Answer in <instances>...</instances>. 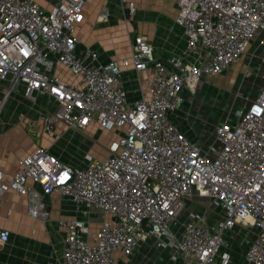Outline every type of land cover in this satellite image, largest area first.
Instances as JSON below:
<instances>
[{"label":"built area","instance_id":"obj_1","mask_svg":"<svg viewBox=\"0 0 264 264\" xmlns=\"http://www.w3.org/2000/svg\"><path fill=\"white\" fill-rule=\"evenodd\" d=\"M120 1L131 18L135 0ZM86 2L60 0L47 10L34 0H0V79L9 82L3 100L19 89L28 99L46 94L57 107L45 114V131L61 121L79 131L95 123L118 136L106 158L87 153L85 166L36 148L9 181L0 171V206L13 190L27 196L28 213L44 222L50 213L43 195L53 192L69 196L77 208L100 210L92 239L87 220L58 221L67 226L62 257L49 264H120L118 255L130 256L151 236L174 248L175 264H231L228 247L239 224L255 229L246 263L264 264V86L235 111L234 123L216 126L209 147L190 140L173 118L185 89L234 66L264 30V0H178L175 22L186 37L182 54L157 56L148 38L135 34L130 58L105 63L74 34ZM54 59L77 82L55 75ZM131 63L146 72L147 84L133 102L121 80L122 68ZM205 198L221 205L222 215L207 220L191 214L178 236L173 226L186 202ZM8 239L0 228V241Z\"/></svg>","mask_w":264,"mask_h":264},{"label":"crops","instance_id":"obj_2","mask_svg":"<svg viewBox=\"0 0 264 264\" xmlns=\"http://www.w3.org/2000/svg\"><path fill=\"white\" fill-rule=\"evenodd\" d=\"M34 1L49 10L60 0ZM135 2L137 12L129 18L127 8L120 0H87L84 7V19L74 34L79 38L80 45L88 46L99 53L98 62L105 63L110 59L130 58V41L135 34L146 36L155 47L157 56L168 57L172 54L183 53L186 37L183 28L175 22L178 0L162 2L135 0ZM263 45L264 30H259L253 37L247 52H252L254 49L261 51ZM243 55L236 64L241 63ZM122 69L121 80L128 99L130 102L136 101L142 96V90L147 89V84L143 80L146 72L135 70L132 63ZM53 71L63 81L77 82L78 80L55 59ZM8 86L7 80L0 79V171L4 173V180L9 181L18 172L20 160L40 146L49 149L51 153L66 163L85 166L87 153L84 157L71 155L63 150L64 146L77 145V153L84 154L83 152L92 145L95 147L91 137L93 132L95 130L105 131V129L92 123L86 130L79 131L69 129L66 123L61 121L52 132H47L43 128V119L45 114L57 107L56 101L49 95L39 93L35 94L33 99H28L20 89L13 91L3 100ZM252 100L254 99H248L244 105H248ZM229 119L230 123L236 121V119L234 121ZM70 133L74 136H69ZM75 138H78L79 141L75 144L71 143L70 140ZM114 139L112 138V140ZM28 182L40 189L39 184L32 179H29ZM43 202L50 213L49 222H44L41 218L28 213L26 195L18 194L13 190L6 192L5 201L0 206V228L9 232V239L6 242L0 241V264L59 262L67 232V226L59 225V220L69 222L75 219L88 220L90 222L89 229L92 232L90 239L99 228L101 212L95 207L77 208L76 203L69 196L60 192L44 194ZM190 202L191 200L186 202V209ZM91 212L93 215L88 216ZM106 218H110V216H106ZM179 225H181V220L180 223L173 226V231L178 236L181 235L183 229L181 225L179 230ZM157 242L155 237H148L130 256L118 255L120 264H175L172 259L174 248L159 246ZM228 248L231 264H247L244 251L239 249L240 253L237 254L235 253L238 249L237 246L231 248L230 244Z\"/></svg>","mask_w":264,"mask_h":264},{"label":"rangeland","instance_id":"obj_3","mask_svg":"<svg viewBox=\"0 0 264 264\" xmlns=\"http://www.w3.org/2000/svg\"><path fill=\"white\" fill-rule=\"evenodd\" d=\"M261 51L259 49L248 51L243 55L241 63L235 64L223 73L203 77L193 91L188 89L183 91V100L175 109L173 117L190 140L209 147L215 139L216 126L231 121L229 118L234 121L235 111L248 99L257 98L264 86V65L261 63L264 45ZM117 134V130H95L91 135L95 147L92 145L83 152L84 154L77 153V145L64 146L63 150L75 156L84 157L85 153L90 152L95 157L106 158L107 146ZM69 136L74 134L70 133ZM70 141L75 144L79 139ZM221 212V205L216 204L212 198L194 200L180 216L181 225L191 214H199L207 220H212L220 217ZM91 215L92 212L88 216ZM88 223L90 224L89 221ZM254 235L255 229L239 224L231 233V248L237 246L235 253L244 251L245 254Z\"/></svg>","mask_w":264,"mask_h":264}]
</instances>
